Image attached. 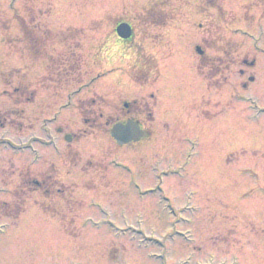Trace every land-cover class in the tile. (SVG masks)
<instances>
[{
  "label": "rangeland",
  "instance_id": "obj_1",
  "mask_svg": "<svg viewBox=\"0 0 264 264\" xmlns=\"http://www.w3.org/2000/svg\"><path fill=\"white\" fill-rule=\"evenodd\" d=\"M263 2L0 0V224L9 226L0 236V264H161V253L165 264H264ZM160 3L174 20L168 27L134 20ZM119 23L133 27V39L114 34ZM20 29L35 31L49 63L22 54ZM197 46L213 63L239 53L256 61V74L252 68L246 74L256 76L254 83L240 90L246 80L235 62L222 65L223 72L201 67L211 91H187L179 106L175 88L197 79ZM139 48L149 57L142 62L154 58L158 65L155 84L132 82ZM77 59L74 73L69 66ZM151 94L150 144L117 148L99 114ZM79 111L83 118L95 113L96 124L84 126ZM111 159L142 181V191L160 182L175 213L157 206L155 195L126 188ZM15 206L23 213L6 220Z\"/></svg>",
  "mask_w": 264,
  "mask_h": 264
},
{
  "label": "flooded vegetation",
  "instance_id": "obj_2",
  "mask_svg": "<svg viewBox=\"0 0 264 264\" xmlns=\"http://www.w3.org/2000/svg\"><path fill=\"white\" fill-rule=\"evenodd\" d=\"M264 3V2H263ZM261 10L262 11V14H263V11H264V4L260 6ZM165 12H161L160 15L157 17H155L154 19L152 18L151 21H144V23H142L144 26H149V27H152V26H155V25H160V24H163L164 21H165V15H164ZM43 17V16H41ZM149 24V25H147ZM34 32V33H33ZM133 38H134V32L136 31H133ZM26 35V34H25ZM26 39L29 41V49H28V52L30 53L29 56H27V53L25 51H23L22 54H24V56H26L31 62H38V61H45L46 58L44 57L43 53H42V48L43 46H41V39H39V37L36 35L35 31H32L28 34V36H26ZM42 47V48H40ZM223 53H226L227 55H232V51L231 49L229 48H223ZM205 55V52L203 53V56ZM47 61V60H46ZM48 62V61H47ZM152 62L154 64H152ZM197 62L198 64L196 65V67L194 68L195 72H196V80L193 81V82H184V81H180L178 86L175 88V91H176V97L177 98H180L178 102L179 106L182 107L183 103L185 102V96L184 94L187 93V91H190L192 89H195L196 91H198V88H203V89H206L207 91H211V88H210V85H208V83L206 82V79H203V77L201 75H199L200 73V68L201 67H206V68H209V67H213V65H216V67L218 68L216 70V72H223V70L221 69L222 65H227V67L229 68L230 66L233 65V63H237V64H240V69L238 70V77L240 79H244L246 81L243 80V82L240 84V90L241 91H244L247 87V84H251V83H254L255 79H256V76L254 78V76H247V72L249 70V68H252V70L254 71V68H255V63L256 61H252V62H249L245 59L244 56L240 57V53L238 55V57L236 58V60H230V61H225V63H220V62H211L210 60L206 59V58H197ZM44 63V62H43ZM49 63V62H48ZM212 64V66H211ZM45 65V63H44ZM47 69L49 67V64L46 65ZM46 70V69H45ZM210 72L211 69H208ZM228 69H225L224 71H227ZM156 72L155 74V79L151 78L152 76V72ZM140 73V77H134L133 78V83L139 87H143L144 85H146L148 82L149 84H155L158 79H159V69H158V65L157 63L154 62V60H148L146 61V64L143 65V67L141 68V71H139ZM255 72V71H254ZM256 74V72H255ZM217 76V74H214L213 76L210 77L209 80H212L214 79L215 77ZM206 83V84H205ZM199 92V91H198ZM28 98L30 99H34L35 96H36V92L35 91H32L31 94H28ZM181 96V97H180ZM98 97V96H97ZM150 97V98H149ZM98 98H101V97H98ZM149 98V100H151V104L150 107H149V112L147 111V115L149 117H151L150 121H147L146 119H144V115L146 113V111L144 110V107L143 105L147 104L146 102V99ZM147 98H143V97H136L134 99H131V101H127V102H118L117 104H115L113 107H112V110H110V112H108L107 116L104 117V115L101 113L99 114V117L97 120H102L103 118H105V125L106 126H109L110 125V128L115 125V124H118V123H121V124H124V123H127V122H133V123H136L140 130H142L146 136L145 138H142L139 142L137 143H129L123 147H119L116 145L117 148L119 149H126L128 150L129 148H137V147H140V148H147L145 147V145H148L150 144L151 142V139H152V132H151V124L153 122V108H154V105H155V98H154V95H150V96H147ZM102 100H104L103 98H101ZM203 97V100H201V103L202 104H205V106H210L211 105V100L210 99H206ZM216 105L220 104L221 103H216ZM212 107V106H211ZM226 108V107H225ZM145 111V112H144ZM222 112H217L213 117H216L218 114H220ZM205 115L207 114H204L203 118L205 117ZM95 117V113L94 114H91V117L90 118H81V122L84 126H91V125H95L96 122H90V119H93ZM205 119V118H204ZM212 119V118H211ZM114 142V141H113ZM163 144H164V140L161 141ZM160 142V143H161ZM115 143V142H114ZM116 144V143H115ZM185 156H187L189 159H190V155L189 154H186ZM115 166H121L117 163H115ZM210 167H212L210 165ZM117 172H119L121 175L124 176L125 180V186L126 188L130 189L131 191L135 192L138 196L140 197H144L145 195H155V197L157 198V200H164L166 203L170 204V200L168 198H166L165 196L161 195L163 194L162 193V189L161 187H158L157 188V191L155 192V190L152 189H145V191H142L141 188L145 187L142 183V181H136L134 180V176H132V172L131 170H127L125 168V170H118ZM211 173H212V176L213 175H216V172H215V168L213 167V170H211ZM214 173V174H213ZM138 179L140 178L139 176L137 177ZM161 181V179H160ZM46 187H48V189L50 188V185H46ZM157 200H156V205H157ZM164 204H160V206H163ZM92 207H95V204H92L91 205ZM172 206V205H171ZM23 209L21 206H15V208L9 210V213L6 212V216H4V218L6 220H13L15 221L17 218H19V216L23 213L21 212ZM24 211V210H23ZM0 212H1V209H0ZM144 219H141L139 218L136 223H141L143 222ZM2 236V234L0 235Z\"/></svg>",
  "mask_w": 264,
  "mask_h": 264
},
{
  "label": "water",
  "instance_id": "obj_3",
  "mask_svg": "<svg viewBox=\"0 0 264 264\" xmlns=\"http://www.w3.org/2000/svg\"><path fill=\"white\" fill-rule=\"evenodd\" d=\"M117 35L121 39H127L130 36V28L127 25H120L116 30ZM111 136L119 145H125L131 141H138L143 135L137 126L127 124L126 126L116 125L111 130Z\"/></svg>",
  "mask_w": 264,
  "mask_h": 264
},
{
  "label": "trees",
  "instance_id": "obj_4",
  "mask_svg": "<svg viewBox=\"0 0 264 264\" xmlns=\"http://www.w3.org/2000/svg\"><path fill=\"white\" fill-rule=\"evenodd\" d=\"M49 11H50V9H49ZM157 13H158L157 7L156 6H152V7H149L147 10L144 11V13H143L144 15L141 18H143L144 21H148L149 22V21L152 20V18L154 19L155 17H157ZM22 34L24 36L23 38L26 39L27 34L25 35L24 31H22ZM49 38H56V37H49ZM26 42H27V45L29 47V41L27 39H26ZM28 49L29 48H27V50ZM28 54H30V53L28 52ZM76 63H78V59H77V61H75L74 66H72L71 69H73V68H74V70L77 69L78 66H77Z\"/></svg>",
  "mask_w": 264,
  "mask_h": 264
}]
</instances>
